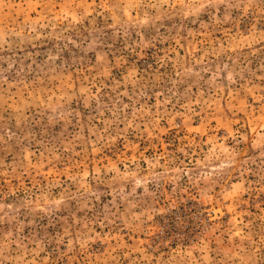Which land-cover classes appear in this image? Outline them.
Returning a JSON list of instances; mask_svg holds the SVG:
<instances>
[{
	"label": "rangeland",
	"instance_id": "rangeland-1",
	"mask_svg": "<svg viewBox=\"0 0 264 264\" xmlns=\"http://www.w3.org/2000/svg\"><path fill=\"white\" fill-rule=\"evenodd\" d=\"M0 264H264V0H0Z\"/></svg>",
	"mask_w": 264,
	"mask_h": 264
}]
</instances>
